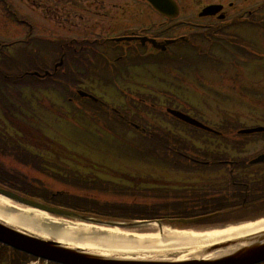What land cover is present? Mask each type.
<instances>
[{"label":"rangeland","instance_id":"obj_1","mask_svg":"<svg viewBox=\"0 0 264 264\" xmlns=\"http://www.w3.org/2000/svg\"><path fill=\"white\" fill-rule=\"evenodd\" d=\"M38 1L41 2L40 4H46L41 0ZM9 9H12V12L9 11ZM47 9L48 8H45V10ZM48 10L51 13L52 8H49ZM42 11L44 12L42 7H34L31 3H29V0H0V42L10 43L13 41H22L18 42L9 50V55L12 60H5L7 62L6 65H1L0 62V70L9 77L13 78V81L16 79V74H18L19 78L23 75L25 77L30 73L43 72L45 67L41 62L46 60L48 63H51V60L59 59L56 55L58 52L57 44L63 41L68 42L69 39L75 37V30H73L72 24H66L63 22L65 18L63 12L67 11L55 10L56 14L54 15V20H49L47 22L37 21L33 24L35 34L41 36L40 42H37L36 44L32 43L31 46L27 45L24 40H27L29 34V23H31L29 17L37 14L42 15ZM185 13L187 14V11ZM153 20L156 19L153 18ZM71 23H74V20ZM48 42L50 43L49 49ZM208 66L209 65L204 67L200 73L206 80H215L216 77L214 72L211 68H208ZM2 78L3 77L0 75V87L2 88L1 91L3 94L16 90L17 93L21 95V99L24 97H32L34 101H37L41 98V100L45 102L39 103L33 101L32 108L42 114L47 120L45 128L49 127L50 132L47 134L49 137H45L44 140L46 143L37 144V146H35L36 148L30 147V149L34 152H39L43 155V157H45V159L47 158L51 160L55 158L53 155L55 152L56 155H59L58 159H61L60 163L57 161L58 163H56V166L59 165L66 169H77L79 175L84 180L87 177H95L97 179L102 178L104 182H114L115 178L121 176L119 173L123 171L126 172L125 176H129L130 178L133 176L143 178L145 180L143 189L156 191L161 189L164 192H169L178 184L186 182L188 176L183 173L185 169L181 168L178 160H171L164 157L163 154H159L156 158L164 159L165 162H169L167 164L168 166L157 162L153 164L154 158L148 155L145 157L136 151L135 148H131L126 145L134 142L136 137L118 136V134L113 133L108 134V136L107 133H103L104 131L102 130V134H100L98 131H95L98 126H90L92 123H90V121L85 118V115L80 112V105H70L66 99L62 97L63 95L61 96L54 90L46 91L43 89L41 91L44 93H52L47 95L39 92L41 96L37 95L36 92H38V89H33L35 87L43 86V82L38 80V78H24L25 81L20 84L22 86H16L14 83H4ZM233 78H235V75ZM3 85L5 88L2 87ZM66 90L68 91L69 89ZM188 91L189 92L186 95V99L189 102L188 104L191 107H194V109L198 112L194 113L198 114V116L195 117L198 118L199 121L208 125L210 128L219 129V124L224 119H229V117L235 116L236 118H234V120L236 123L244 125V128H256L264 125V104L259 106L256 104L253 106L248 103H216L212 102L208 97H206V99L204 98L206 95L212 96L211 88L197 91L189 88ZM106 92L108 93V90ZM106 95L107 94L105 93V96ZM232 96H236V94H233ZM259 100H264V90L260 94L256 95V102L259 103ZM43 105L44 107H42ZM172 108L181 110L177 107ZM176 128V134L186 138L184 135L186 133L182 132L179 127ZM182 128L190 132L199 143L217 140L216 138L203 132L194 131L186 127ZM0 129H5L11 135L15 134L11 131L14 128H12L5 121L1 110ZM258 142L259 141H256L255 143ZM258 144H253L254 146H251L250 148L248 147L245 153L239 155L238 157H251L263 152L264 143L260 142ZM150 154L152 153L150 152ZM88 161L90 163L86 164ZM0 163H3L9 168V170H12L17 174L20 173L27 176L29 178V182L34 183L35 180H38L53 192L63 191L74 195H82L84 193L83 196L91 200L95 198L102 203L109 204L123 202L129 204L131 202L130 199L125 200V197L120 195V193L116 190V188L122 187L119 185H110L113 186L110 188V193H94L92 191L79 190L74 187H67L56 183L50 178H47L30 168L24 167L8 157L0 156ZM82 164H85L87 167L84 168V165ZM145 199L146 198L140 197V203H146L147 201H145ZM90 203L91 202H83L84 205H88ZM149 204L150 206L155 205L153 201ZM17 207L25 209L19 205ZM49 218L54 222H60L61 224L66 223L70 226H75V221L72 220L52 216Z\"/></svg>","mask_w":264,"mask_h":264},{"label":"flooded vegetation","instance_id":"obj_2","mask_svg":"<svg viewBox=\"0 0 264 264\" xmlns=\"http://www.w3.org/2000/svg\"><path fill=\"white\" fill-rule=\"evenodd\" d=\"M222 1L225 2V0ZM43 2L46 4H39L42 9L65 8L64 2L68 3L67 8L75 9V12L70 13L74 14V17H71L70 14L68 17L74 19L77 30L75 35L79 39L102 37L110 40L149 36L155 40L165 41L188 38L189 44L177 45L168 49L153 50L138 42L123 45L121 48L115 44L108 47L104 45L101 49L93 48L88 59L80 56L74 58L76 73L79 77L89 75L93 84L103 83L107 86L110 85L109 87L120 89L121 98L127 105L134 103L145 105L147 101L150 104L151 102L160 103L161 100L166 99L159 97L162 96V93L157 90L150 92L149 90L155 87L146 83L156 81L155 75L158 74L159 77L155 84L160 87H167L170 84L172 87L177 76L174 80L168 81L162 79L161 74L167 73L168 70L176 73L177 62L181 57L189 60L195 53L199 57H207L210 47L219 48L223 52L224 62L231 61V66L234 67V73L240 83H249L252 86H257L259 83L264 87V0H252L250 11L244 17L235 15L236 12L229 13L226 4H222L225 14L223 19H220L219 16L202 18L199 15L198 18H195L192 13V16H187L185 23L175 24L177 20L171 22L166 20L159 26L165 29L156 31L153 36L146 33V28L143 30L141 28L139 21L144 18V12L153 13L152 7L141 0H133L123 6L114 5L113 0H43ZM187 2L190 8H193L200 4L201 0H187ZM228 5L232 8L231 2ZM76 8L79 11L76 12ZM125 14L131 18V22L119 21L120 15L124 16V21H128ZM46 18L49 16L46 15ZM194 25H201L202 29H194ZM177 31L179 34L174 36ZM88 32L89 34H87ZM204 46L206 52L203 54ZM83 51L81 50V52ZM214 66L222 67L224 65L220 60L219 64ZM88 67L91 68L89 70L91 74L87 73ZM248 67L251 68L253 74L250 81L247 80L245 72V68ZM188 71H193V68L188 67ZM153 72L156 74L153 75ZM146 74L152 78L145 80ZM146 95L149 96L148 100L145 98ZM171 101H178V99L172 98ZM132 113L139 116L142 114L134 107H132ZM120 118L125 120L124 116H120ZM127 124L136 132L144 130L140 124H134L131 121H128ZM208 226L215 227L219 224ZM17 257L18 255H15L14 252L0 247V264H32L35 262L24 257H19L17 261ZM40 264L46 263L40 262Z\"/></svg>","mask_w":264,"mask_h":264},{"label":"bare ground","instance_id":"obj_3","mask_svg":"<svg viewBox=\"0 0 264 264\" xmlns=\"http://www.w3.org/2000/svg\"><path fill=\"white\" fill-rule=\"evenodd\" d=\"M9 200L0 196V220L8 223L11 228L21 234L30 233L43 239H53L62 245L104 257L123 255L126 258H154L155 256H169L181 252V258H190L193 252L225 237L244 235L264 229V220L242 228H232L224 232L207 234H188L165 230L164 235H142L120 233L116 229H104L94 225L66 223L55 225L48 215L35 210L17 211ZM57 224V223H56ZM62 225V226H59ZM148 255V256H147Z\"/></svg>","mask_w":264,"mask_h":264},{"label":"water","instance_id":"obj_4","mask_svg":"<svg viewBox=\"0 0 264 264\" xmlns=\"http://www.w3.org/2000/svg\"><path fill=\"white\" fill-rule=\"evenodd\" d=\"M157 9L160 11H166V8L160 5L159 2L167 1V0H150ZM37 75V74H36ZM176 118L186 122L187 124L193 125L197 128H201L203 130L212 132L211 129L201 125L197 121L179 113V112H171ZM263 130H254L247 133L254 132H262ZM260 159L259 161H261ZM0 195L17 201L23 205L42 210L52 215H58L63 217H76L75 214L71 212H66L63 210H59L56 208H49L32 201L23 199L11 192H7L5 190L0 189ZM10 225L5 224L0 221V243L11 246L19 251L25 252L29 255L35 256L37 258H42L44 260H48L51 262L59 263V264H173V263H156L152 261H122L117 260L115 258L104 257L98 254L90 253L88 251H82L78 249H74L71 247H67L66 245H62L59 242L51 239H43L34 234L26 233L21 234L14 228L9 227ZM260 238H256L255 240H259ZM260 241L254 242L255 247H260L258 252H264V243L257 246ZM245 257L248 259L257 258V253H246ZM176 264V263H175ZM180 264V263H178ZM183 264V263H182ZM185 264H193V263H185ZM197 264V263H195ZM198 264H210L208 262L198 263Z\"/></svg>","mask_w":264,"mask_h":264},{"label":"trees","instance_id":"obj_5","mask_svg":"<svg viewBox=\"0 0 264 264\" xmlns=\"http://www.w3.org/2000/svg\"><path fill=\"white\" fill-rule=\"evenodd\" d=\"M155 140H157V138L155 137L154 138ZM172 140H174L172 137H171ZM171 139L170 138H167V141H168V144L171 143ZM7 146H5L4 142H1V139H0V150H7ZM23 149H19L17 151H12L14 153H17L18 152V159L22 162H26L27 164L31 165V166H34L36 168H39L40 166V163L42 162V160L36 156H33L31 154H28L24 151H22ZM13 175L6 171L5 169H2L0 167V183H4V182H7V180L12 177Z\"/></svg>","mask_w":264,"mask_h":264}]
</instances>
